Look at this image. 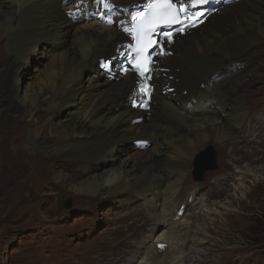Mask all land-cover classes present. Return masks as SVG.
Here are the masks:
<instances>
[{
	"label": "bare ground",
	"instance_id": "1",
	"mask_svg": "<svg viewBox=\"0 0 264 264\" xmlns=\"http://www.w3.org/2000/svg\"><path fill=\"white\" fill-rule=\"evenodd\" d=\"M80 1L87 2V7ZM92 1L0 0L1 92L11 95L18 91L19 79L14 88L9 87L16 62L27 64L31 53L39 51L45 57L38 70L42 73L39 85L31 87L28 82L23 95L14 97L19 100L11 107L16 115H0V211L5 218L23 200L33 208L48 197L53 198L55 207L57 198L75 186L73 177L81 167L90 168L91 161L119 160L117 168L94 173L87 184L73 191H86L93 200L134 191L145 204L154 232L175 222L179 210L178 206L172 212L176 190L189 172L190 160L202 148L217 141L226 154H237L246 146L253 148L246 154H257L256 140L246 139L241 132L257 133L256 124L249 121L253 107L239 99L221 100L202 85L215 81L230 60L252 53L253 47L264 41V0L222 3L201 25L160 38L147 79L151 89L145 108L133 107L131 102L144 97L138 84L145 77L100 64L104 56L115 59L118 46L129 39L116 23L107 26L92 17ZM114 1L133 11L144 0ZM123 14L120 11L118 18ZM261 65L256 62L257 69ZM70 106L75 110L59 118L57 113ZM43 109L48 112L43 114ZM28 118L30 132L26 135ZM127 143L139 145L126 159H119ZM58 159L78 165L57 164L52 170ZM244 173L239 168L235 171L241 176ZM35 182L40 184L35 186ZM93 200L85 204L91 206ZM191 203L196 204L193 198L188 205ZM38 210L31 209V226L40 227L57 211L54 208L43 215ZM200 212L209 213L205 209ZM162 236L148 246L145 241L115 246L95 242L78 250H60L52 264H133L139 247H144L152 263L165 264L167 253L158 247L164 243ZM191 252L198 253V249ZM46 260L36 264H50Z\"/></svg>",
	"mask_w": 264,
	"mask_h": 264
},
{
	"label": "rangeland",
	"instance_id": "2",
	"mask_svg": "<svg viewBox=\"0 0 264 264\" xmlns=\"http://www.w3.org/2000/svg\"><path fill=\"white\" fill-rule=\"evenodd\" d=\"M250 52L241 55L238 60H230L222 74L217 75L215 81L203 84L202 88L211 90L221 100L239 99L247 107H253L249 121L252 125L256 124L257 133L250 136L246 133L247 129L241 132L246 139L256 140L257 154H246L253 149L252 146L244 147L237 154H226L219 149L217 141L202 148L190 160L189 172L185 173L181 186L176 190L179 192L172 212L175 213L178 206L180 212H177L175 222L170 226H159L154 232L150 229L145 204L134 191H119L98 200H93L86 191H73L76 186L87 184L94 173L105 174L109 169L119 166V160L105 163L91 161L90 168L81 167L74 175L75 186L68 187L57 198L55 207L52 205L53 198L48 197L33 208L31 203L23 200L5 218L0 211V264H36L41 259H47L46 262L52 264L53 260H57L56 257H60V250L63 253L66 250H78L95 242L115 246L130 241H139L141 244L145 241L148 246L161 235L165 244L162 249L167 253L165 264H264V41L255 45L253 52ZM103 58H111V55ZM44 61L45 57L39 51L31 53L27 64L15 63L9 87L14 88L16 79H19V89L9 95L2 93L0 88V115H16L11 107L17 105L19 100L14 97H21L28 84L31 87L39 85L37 81L42 73L38 70L42 69ZM256 62L262 64L258 69ZM0 73L3 75L4 70ZM74 110L75 107L70 106L56 113L59 118H65L69 116L68 111ZM47 112L43 109L42 113ZM203 114L209 113L204 111ZM29 121L30 118L26 121V135L30 132ZM230 129H233V125ZM154 142L157 143L158 139ZM138 145L125 144L119 159H126L129 153L137 150ZM210 146L216 154L217 168L206 171L201 181H195L192 174L195 164ZM23 148L28 149L26 145ZM42 155L46 157L48 154ZM57 164L78 165L76 162L58 159L52 170L57 168ZM238 168L245 171L242 176L235 174ZM238 177L240 179L236 180ZM238 183L242 186L237 187ZM39 184L35 182V186ZM192 198L196 204L188 205ZM65 199L71 200L70 207L64 206ZM89 199L94 201L91 206L85 204ZM54 208L56 213L43 225L31 226V209H39L44 215L45 211L50 212ZM201 209L209 211L208 215L200 212ZM197 229L201 230V234ZM150 238L151 241L147 240ZM198 238L202 239V243L197 245ZM139 248L133 264L142 261L143 264H157L152 263L144 247ZM194 248L198 249V253L191 252Z\"/></svg>",
	"mask_w": 264,
	"mask_h": 264
},
{
	"label": "snow or ice",
	"instance_id": "3",
	"mask_svg": "<svg viewBox=\"0 0 264 264\" xmlns=\"http://www.w3.org/2000/svg\"><path fill=\"white\" fill-rule=\"evenodd\" d=\"M191 6L202 5L208 2V0H189ZM150 9V15L146 25L142 26L139 31L136 32V39L138 43H141L140 48H134L133 51L138 54L146 52L148 48L152 46L153 41L150 39L152 33H155L161 25H173L182 23L180 20L181 14L185 16V19L191 23L200 22V18L204 16L203 12L188 13V5L181 2L179 9L176 8L173 0H151L148 5ZM135 19V18H133ZM111 23V21H109ZM129 35L133 34L132 29H124ZM183 30V29H181ZM169 35H171L169 33ZM148 38V39H145ZM150 61L137 63L135 65L136 70L141 76L147 78V73L151 71ZM147 92V90H145Z\"/></svg>",
	"mask_w": 264,
	"mask_h": 264
},
{
	"label": "water",
	"instance_id": "4",
	"mask_svg": "<svg viewBox=\"0 0 264 264\" xmlns=\"http://www.w3.org/2000/svg\"><path fill=\"white\" fill-rule=\"evenodd\" d=\"M216 168V154L214 149L210 146L201 154L199 161H197L195 164L194 170L192 172L193 179L195 181H201L206 171L214 170ZM63 204L65 207H70L71 200L65 199L63 200Z\"/></svg>",
	"mask_w": 264,
	"mask_h": 264
}]
</instances>
